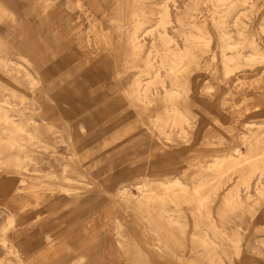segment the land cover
<instances>
[{"label":"rangeland","instance_id":"374dc122","mask_svg":"<svg viewBox=\"0 0 264 264\" xmlns=\"http://www.w3.org/2000/svg\"><path fill=\"white\" fill-rule=\"evenodd\" d=\"M158 1L0 0V57L8 59L0 65V98L5 88L15 90L21 101L7 98L30 129L42 133V119L53 126L43 141L29 145L33 160L24 174L15 170L14 152L0 145V224L7 210L14 214L6 234L22 264H77L82 257L81 264H264V128L249 151L239 140L240 132L264 122V54L250 65L225 64L217 32L225 5H233L225 18L231 26L232 14L250 3L252 12L241 15V23L264 53V0H169L167 31L197 63L187 62L183 75L174 76L158 55L164 86H151L152 102L143 112L126 91L145 69L149 36L140 55L126 36L135 24L155 21L149 12ZM191 22L207 33L208 48L188 41L197 33L188 28ZM18 59L38 73L36 85L17 68ZM173 86L182 89L176 99L189 119L168 139L159 134L166 116L161 94ZM257 162L258 170L252 167ZM33 170L41 175L28 174ZM245 173L247 190L239 181ZM63 174L69 190L58 182ZM174 174L183 187L198 179L201 196L211 197L208 205L193 211L189 189H176L173 202L165 198L163 204L119 195L124 187L137 195L150 187L160 191L158 179ZM236 184L238 202L226 206L222 196ZM161 208L177 215L179 226L161 219ZM144 218L161 240L159 250L150 245ZM204 232L216 240L222 263L198 250ZM9 258L0 243V264Z\"/></svg>","mask_w":264,"mask_h":264},{"label":"bare ground","instance_id":"6f19581e","mask_svg":"<svg viewBox=\"0 0 264 264\" xmlns=\"http://www.w3.org/2000/svg\"><path fill=\"white\" fill-rule=\"evenodd\" d=\"M168 1L169 0L158 1L157 6L153 10V12H149V14H156V17H155L156 19L154 22L149 23L148 25H145V26H142L141 24L137 23L133 26V29L128 31L127 36H126L127 43L129 44L133 53L136 55H140L141 51L145 48L146 40L144 38V35L147 34L149 36L150 46L148 50L146 51V54L142 57L143 59L142 61L144 62L145 69L141 70L137 74V76L133 79V81L131 82V84L129 85L126 91L130 100L132 102L137 103V105L141 108L143 112L148 111L149 105L152 102L151 95L153 94H152V91L150 90L151 86L154 85L156 82H160L161 86H164L163 81L160 80V75L158 73L159 67L156 64L157 63L156 57L158 55H164L166 57L167 65H168L167 66L168 73L174 76L183 75L185 71V64L187 62H193V63L195 62V64L197 63V61L195 60V57L192 56V54H190V52L187 51V48L182 49L178 47L177 40L172 35H170L169 32L167 31L166 26L170 21ZM216 1L225 5V3H227L228 0H216ZM238 1H243V0H238ZM192 6L195 7L194 2ZM194 7H191V8H194ZM232 7H233L232 4H229L228 6L225 5V8H223V10L221 11V15L219 19H217V29H218L217 32H218V36L220 38V43H221L220 46L222 49L221 51L222 60H223V63L228 64L230 62L236 67L242 64L250 65V63H255L256 61L259 60L258 55L264 54L261 52L260 49L256 47L255 41L253 39L254 36H251L250 35L251 33L250 34L248 33V31L245 28L246 25L244 26L241 23V18H240L241 15H245V14L247 15L248 14L247 12H250L252 10L251 8H253V5L249 3L248 5L249 8L247 7V9L245 8V10L240 9V10L235 11L231 16L232 21H231V26H230L225 22L226 21L225 18H227L231 14ZM190 14H189V17L192 15ZM261 25H264V23H262ZM188 28L191 31L196 30L197 32L196 34H191L189 36L188 41L191 42L192 44H195L198 46L200 45V46L208 48L207 33L204 30L197 27L195 22L189 23ZM262 29H264V27H262ZM171 44L174 45V47H172ZM226 48L230 50L229 53H226L225 51ZM20 59L21 60L23 59V62H25L26 64H30L26 58H23L22 56H20ZM20 59H18V61L15 62L17 68L22 70L26 75L29 76L30 83H32L33 85H36L40 79L38 73L34 71V74H31L29 72V69L24 65V63ZM7 63H8L7 58L0 57V65L5 67ZM181 90L182 89L179 88L178 86H173L172 88H169V89H167L166 87H163V93L161 94V96L164 101V111L166 112V116H165L164 121L160 125L161 128L159 130V134L161 135V133H163L164 135H166L167 138L170 134L171 129L174 126H177V128L179 129L178 131L180 132L184 128V123L188 122L187 120L189 119L186 113L182 111L181 107L177 103L176 97L181 93ZM8 96L20 97V101L22 98V96H19L15 90L8 89V88L4 89L3 96L0 98V145L14 152L15 170L17 171L18 174L20 173L24 174L26 173V171H24L25 168L23 167L25 166L26 162L29 161L30 159L33 160V153L31 149L29 148V145H34L38 142L43 141L41 136L45 134L44 135L45 137L48 132H51L53 130V126L50 125L44 119H42L41 126L42 127L44 126V131H42V133L39 128L35 130L30 129L27 123H25V121L21 119L22 118L21 114L19 112H15L14 105L16 102L8 99L7 98ZM30 103L36 110L41 108L40 104L35 100H31ZM251 124H254V122H251ZM260 128L261 129L264 128V122L258 124L257 128H251V129L248 128L246 131L240 132L239 134L240 143L246 147L247 151H249V147H251L253 143L258 141L259 132H262V130L261 131L259 130ZM233 150L238 151V146L237 145L233 146ZM71 155L73 157L76 156L73 150L71 151ZM225 157H228V155ZM246 157L247 155L245 156V158ZM246 159H249V158H246ZM0 161H1V153H0ZM259 163L260 162L253 163L252 167L254 169L257 168L259 166ZM212 166H213L212 169L214 173H218L220 167H216L215 164H213ZM256 170H258V168ZM28 174L34 177L41 175L40 173L37 172V170H33L31 173H28ZM249 175L250 174L248 175L246 174L242 176L241 180H239L245 184L246 190L248 188ZM62 178L64 180L62 181L60 180L58 182L63 187V189L69 190L71 186L68 183V181H66L68 180L69 177L66 174H63ZM158 181L160 182V184H158L160 191H156L150 187V188H146L144 192L141 190L142 193L141 194L138 193L139 195H137L133 191L124 187L119 190V195L133 199L139 204L148 205L150 204L149 202L151 200H155L163 204L165 198H168L172 201L173 199L172 196L174 195V191L176 189H180V190L189 189L191 191V194H189L190 196L189 195L188 196H189V199L193 201V206L191 207V209L193 211H198V212L202 207H206L211 199V197L208 196L209 194H207V197L201 196L202 183L198 179L194 181L193 185L190 186V188L186 186L183 187L184 183H182L177 177V175L175 174L172 175L171 177L159 178ZM145 186H146V183H145ZM137 188L139 189V187ZM74 189L75 187H73V190ZM238 190L239 189H238L237 184L234 185L231 189L226 191V193L222 196V202L226 206H233L235 203L238 202L237 201L238 195H239ZM212 194L214 195L215 192ZM239 201L241 202V200ZM160 217L165 222H168L171 224L175 223L178 225V223L181 222L178 220L177 215H175L173 212L165 208H161ZM14 220H15L14 214L11 211L7 210V215H6L5 220L2 224H0V243L2 246L5 247L6 253L11 255V258H9V262L6 264H22V260H21L19 252L17 251L13 243L9 242V238L6 234V230L8 229V227H10L13 224ZM143 225H144L145 231L149 233L150 245L154 249L159 250L161 240L159 239L156 232L154 231L155 232L154 233L152 228L149 226V220L147 218L143 219ZM202 229L203 231L206 230L205 228H202ZM180 230H179V233H180ZM171 233H173V231ZM46 237L49 238V235H46ZM197 245L199 246V249H198L199 251H205L206 254L209 255L208 256L209 261L214 262L216 260V257L218 258L217 259L218 262L222 261L218 255L219 252L216 247V240L208 237L205 234V232L204 234L199 235L197 237ZM84 260L85 258L82 257V260H79V261L77 260L79 262L77 264L83 263Z\"/></svg>","mask_w":264,"mask_h":264},{"label":"crops","instance_id":"0c3cea01","mask_svg":"<svg viewBox=\"0 0 264 264\" xmlns=\"http://www.w3.org/2000/svg\"><path fill=\"white\" fill-rule=\"evenodd\" d=\"M82 256H80V258H81Z\"/></svg>","mask_w":264,"mask_h":264}]
</instances>
